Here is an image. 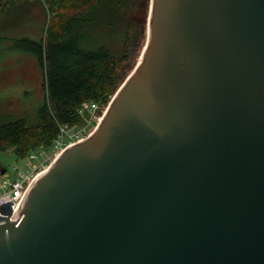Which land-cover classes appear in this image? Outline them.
I'll use <instances>...</instances> for the list:
<instances>
[{
    "label": "water",
    "instance_id": "1",
    "mask_svg": "<svg viewBox=\"0 0 264 264\" xmlns=\"http://www.w3.org/2000/svg\"><path fill=\"white\" fill-rule=\"evenodd\" d=\"M144 21L101 122L0 203V264H264V0Z\"/></svg>",
    "mask_w": 264,
    "mask_h": 264
},
{
    "label": "trees",
    "instance_id": "2",
    "mask_svg": "<svg viewBox=\"0 0 264 264\" xmlns=\"http://www.w3.org/2000/svg\"><path fill=\"white\" fill-rule=\"evenodd\" d=\"M37 6L49 14L41 35H8ZM149 7L150 0H0V52L31 55L42 75L33 114L0 112V150L23 158L49 147L58 123L81 122V102L108 106L137 65Z\"/></svg>",
    "mask_w": 264,
    "mask_h": 264
},
{
    "label": "rangeland",
    "instance_id": "3",
    "mask_svg": "<svg viewBox=\"0 0 264 264\" xmlns=\"http://www.w3.org/2000/svg\"><path fill=\"white\" fill-rule=\"evenodd\" d=\"M24 1L25 0H21ZM23 3V2H21ZM16 11L12 12L15 15ZM49 14L44 15L39 6L34 7L30 14L23 16L18 27L9 30L8 35H28L39 37L40 27H45ZM1 51V48H0ZM42 75L34 58L28 54L19 52H0V112L23 111L33 114L36 105L42 98ZM99 105V104H98ZM104 107L99 105V110ZM83 122L77 124L81 125ZM94 124L92 125L93 128ZM18 162V158L11 150H0V165L6 168V175L12 178V168Z\"/></svg>",
    "mask_w": 264,
    "mask_h": 264
},
{
    "label": "built area",
    "instance_id": "4",
    "mask_svg": "<svg viewBox=\"0 0 264 264\" xmlns=\"http://www.w3.org/2000/svg\"><path fill=\"white\" fill-rule=\"evenodd\" d=\"M107 106L99 110L93 101H83L78 107L82 124L58 123L57 134L49 147L39 146L31 149L13 166L12 178L5 172L0 174V203L11 201L12 214H18V205L25 198L35 181L43 174L69 147L87 137L101 122ZM94 124L93 128L92 125Z\"/></svg>",
    "mask_w": 264,
    "mask_h": 264
}]
</instances>
